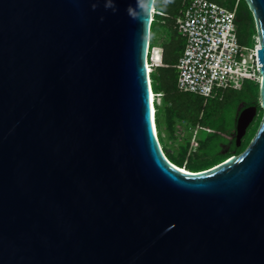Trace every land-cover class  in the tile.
Instances as JSON below:
<instances>
[{"label":"water","instance_id":"1","mask_svg":"<svg viewBox=\"0 0 264 264\" xmlns=\"http://www.w3.org/2000/svg\"><path fill=\"white\" fill-rule=\"evenodd\" d=\"M244 2L262 118L189 171L152 119L154 0H0V264H264V0Z\"/></svg>","mask_w":264,"mask_h":264},{"label":"trees","instance_id":"2","mask_svg":"<svg viewBox=\"0 0 264 264\" xmlns=\"http://www.w3.org/2000/svg\"><path fill=\"white\" fill-rule=\"evenodd\" d=\"M188 1L154 0L153 4L156 10L162 12V14L153 15L150 25V47L155 44L156 35L161 33V65L155 66L149 73L151 90L154 94H159L160 98L159 103H153L154 122L160 144L162 128L166 129L172 138L177 124H185L189 130H192L195 125H200L229 134L232 130L230 111L239 102L253 103L258 108V113L262 110L259 106V82L257 80L245 79L239 89L224 88L222 90L231 92L218 93L217 91L216 95L210 99L177 89L175 64L182 52L184 38L177 31L176 19L181 15ZM209 1L235 11L238 41L240 44L252 48L255 44L256 31L252 14L244 0ZM258 113L245 133L237 152H241L247 146L256 131L259 124L256 122L259 117ZM217 132L200 134L196 151L189 155H187L189 138L179 144L176 154L169 153L171 157H168L161 147L167 159L175 166L189 171L203 170L228 157V153L220 154L218 152V143L223 142L224 139Z\"/></svg>","mask_w":264,"mask_h":264},{"label":"built area","instance_id":"3","mask_svg":"<svg viewBox=\"0 0 264 264\" xmlns=\"http://www.w3.org/2000/svg\"><path fill=\"white\" fill-rule=\"evenodd\" d=\"M154 14H162L154 7ZM177 31L184 38V46L178 57L176 87L182 92L198 94L205 99L212 98L224 88L239 89L245 79L258 80L259 73L256 49V35L252 48L239 43L236 33L235 11L227 9L209 0H189L181 15L176 19ZM160 34L156 35L155 44L149 47L147 56L148 72L161 65ZM160 40V41H159ZM159 49L160 58L153 62L152 52ZM153 95V103L159 94ZM209 128L195 125L189 141L187 155L196 151L198 132Z\"/></svg>","mask_w":264,"mask_h":264},{"label":"rangeland","instance_id":"4","mask_svg":"<svg viewBox=\"0 0 264 264\" xmlns=\"http://www.w3.org/2000/svg\"><path fill=\"white\" fill-rule=\"evenodd\" d=\"M160 38L162 39V37H160ZM221 92L230 93L231 91H227V90L224 91L222 89L218 90V93H221ZM156 102L157 103L160 102L159 97L156 99ZM228 103H229V101H228ZM262 113H263L262 110L258 113L259 117H257V120H256L257 124L260 122V120L262 118ZM161 131H162L161 132V146L163 147L164 152L166 153V155L168 157H171V155L169 154L170 152H172V154H176L179 144L183 143L184 140L189 138V141H190L192 138V136H191L192 130H189L187 128V126H185V124H177V126L175 127V131H174V137H172V138L169 136V132L166 129L162 128ZM200 134H206V133L204 130H201L198 132V136Z\"/></svg>","mask_w":264,"mask_h":264},{"label":"flooded vegetation","instance_id":"5","mask_svg":"<svg viewBox=\"0 0 264 264\" xmlns=\"http://www.w3.org/2000/svg\"><path fill=\"white\" fill-rule=\"evenodd\" d=\"M253 103H246L244 101L239 102L234 108L233 110L230 111V115H231V127L232 130L229 132V134L226 133H222L221 131L217 132L214 129H210L209 133H219L222 137H223V142H219L218 140V144H219V149L218 152L220 154H227V156H231L232 154H237L239 152H237V149L239 148L241 141L243 140L245 134L241 137L239 145L236 144V140H235V135H234V128H235V124H236V120L238 115L240 114V112L242 111V109L247 108L252 106ZM232 106V105H231ZM258 113V108L256 110V115ZM255 115V117H256ZM255 117L253 118V120L251 121V123L248 125L247 130L249 129L250 125L254 122ZM225 158V157H224ZM223 158V159H224Z\"/></svg>","mask_w":264,"mask_h":264},{"label":"bare ground","instance_id":"6","mask_svg":"<svg viewBox=\"0 0 264 264\" xmlns=\"http://www.w3.org/2000/svg\"><path fill=\"white\" fill-rule=\"evenodd\" d=\"M153 54H152V60H153V62H158V60H159V58H160V53H159V49L157 48V47H155L154 48V51L152 52ZM148 68V67H147ZM153 100H154V98H153V95H152V91H150L149 92V102H150V106H151V113H152V119H153V123L155 124V122H154V105H153ZM154 111V112H153ZM155 127V126H154ZM155 131H157L156 130V127H155ZM160 148H162L161 147V145H160Z\"/></svg>","mask_w":264,"mask_h":264},{"label":"crops","instance_id":"7","mask_svg":"<svg viewBox=\"0 0 264 264\" xmlns=\"http://www.w3.org/2000/svg\"><path fill=\"white\" fill-rule=\"evenodd\" d=\"M161 34V33H160Z\"/></svg>","mask_w":264,"mask_h":264}]
</instances>
